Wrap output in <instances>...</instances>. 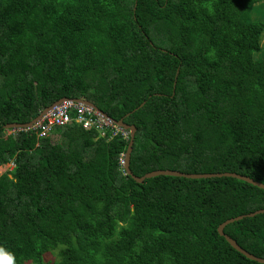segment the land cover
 <instances>
[{
    "label": "trees",
    "instance_id": "1",
    "mask_svg": "<svg viewBox=\"0 0 264 264\" xmlns=\"http://www.w3.org/2000/svg\"><path fill=\"white\" fill-rule=\"evenodd\" d=\"M263 39L264 0H0V167L13 164L0 172V246L16 264H261L218 227L264 209V189L138 183L120 162L130 138L86 130L75 111L42 138L5 125L85 99L135 126L137 177L264 184ZM224 233L264 258V213Z\"/></svg>",
    "mask_w": 264,
    "mask_h": 264
},
{
    "label": "water",
    "instance_id": "2",
    "mask_svg": "<svg viewBox=\"0 0 264 264\" xmlns=\"http://www.w3.org/2000/svg\"><path fill=\"white\" fill-rule=\"evenodd\" d=\"M64 98L56 101L54 104H52L51 106L45 108L44 110H42L38 116L34 119H32L30 122L25 123V124H18V123H11V124H7L5 125V129H10V128H30L32 127L48 110H50L53 106L57 105L58 103H60ZM75 101H80L90 107H92L95 111L99 112L103 117L107 118L108 120H110L114 125L119 126L120 128L124 129V130H128L129 131V143L127 146V149L124 153V163H123V169L126 172V174L131 175V177L136 180L138 183H142L145 179L147 178H151L154 176H159V175H167V176H175V177H184L187 179H206V178H215V177H231V178H235L237 180H241L244 181L248 184H251L253 186H256L258 188L264 189V184L261 182H257L254 181L253 179L244 176V175H240L237 173H233V172H224V173H207V174H187V173H183L181 171L178 170H155V171H151L146 173L145 175L141 176V177H137L135 175L132 174L130 168H129V163H130V154L132 151V145H133V141H134V137H135V132H136V128L133 125H129L126 124L123 121V118L118 120V121H114L112 119H110L108 117V115H106L104 112H102L101 110H99L92 102L85 100V99H74ZM144 103L141 104V106ZM140 106V107H141ZM264 213V209H259L256 210L254 212L245 214V215H240V216H236L234 218L228 219L226 221H224L223 223H221L218 227V233L223 236L225 238V240L229 243V245L234 248L236 251H238L239 253H241L243 256H245L247 259L249 260H253L256 261L258 263L264 264V258H259L254 256L253 254L249 253L248 251H246L245 249H243L242 247H240L237 242L232 239L230 236H228L226 233H224V227L229 224L232 223L234 221H238L244 217H253L257 214H261Z\"/></svg>",
    "mask_w": 264,
    "mask_h": 264
},
{
    "label": "built area",
    "instance_id": "3",
    "mask_svg": "<svg viewBox=\"0 0 264 264\" xmlns=\"http://www.w3.org/2000/svg\"><path fill=\"white\" fill-rule=\"evenodd\" d=\"M75 111V121L84 129H95L101 135L105 130L109 128L112 135L119 133L124 139L128 138V132L122 128L114 125L110 120L104 118L100 113L94 109L80 104L73 99H64L59 104L53 106L51 110L45 114L40 120H38L32 127L24 128L23 130H33L37 132V137H46L50 131H54V128L62 126L71 121L70 112ZM14 133V132H13ZM7 134L11 132L7 131ZM113 137V136H111ZM121 165H123V156L120 159ZM10 169L13 164H9Z\"/></svg>",
    "mask_w": 264,
    "mask_h": 264
},
{
    "label": "clouds",
    "instance_id": "4",
    "mask_svg": "<svg viewBox=\"0 0 264 264\" xmlns=\"http://www.w3.org/2000/svg\"><path fill=\"white\" fill-rule=\"evenodd\" d=\"M64 99H66V98H64ZM63 99V100H64ZM84 104V103H83ZM99 113V112H98ZM105 118V117H104ZM119 127V126H118ZM24 128H10V129H7V131H11V133H15L16 131H18V130H23ZM124 130V129H123ZM6 131V132H7ZM125 131H127L128 132V138H129V131L128 130H125ZM123 160H124V154H123ZM124 163V162H123ZM9 164H11V163H7V164H5V165H8L9 166ZM4 166V165H3ZM3 166H1V167H3ZM123 166V165H122ZM0 167V168H1ZM2 173V172H1ZM0 264H16V261H15V256L13 255V254H11V253H8L7 251H6V249L4 248V247H2V246H0Z\"/></svg>",
    "mask_w": 264,
    "mask_h": 264
},
{
    "label": "rangeland",
    "instance_id": "5",
    "mask_svg": "<svg viewBox=\"0 0 264 264\" xmlns=\"http://www.w3.org/2000/svg\"><path fill=\"white\" fill-rule=\"evenodd\" d=\"M256 6V5H255ZM255 8H257V11H259L260 10V8H261V4L260 5H257ZM256 15V14H255ZM264 40V39H263ZM66 99H68V98H66ZM74 100V99H73ZM76 102H79L80 104H83L82 102H80V101H76ZM59 104V103H58ZM84 105H86V104H84ZM86 106H88V105H86ZM88 107H90V106H88ZM90 108H92V107H90ZM93 109V108H92ZM44 110V109H43ZM51 110V109H50ZM50 110H48L45 114H47ZM42 111V110H41ZM44 114V115H45ZM43 115V116H44ZM42 116V117H43ZM41 117V118H42ZM40 118V119H41ZM39 119V120H40ZM9 132H11V131H9ZM53 132L52 131H50L48 134H47V136H50V134H52ZM56 137H57V135H56ZM12 169V168H11ZM10 169V167L8 166V165H4L3 167H1L0 168V172H4V171H6V170H11ZM44 258H45V262H49V261H52V259H53V257L50 255V254H45V256H44ZM47 264H49V263H47Z\"/></svg>",
    "mask_w": 264,
    "mask_h": 264
}]
</instances>
